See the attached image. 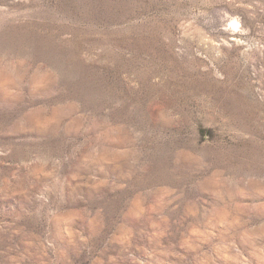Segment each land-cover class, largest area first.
<instances>
[{"label": "rangeland", "instance_id": "obj_1", "mask_svg": "<svg viewBox=\"0 0 264 264\" xmlns=\"http://www.w3.org/2000/svg\"><path fill=\"white\" fill-rule=\"evenodd\" d=\"M0 264H264V0H0Z\"/></svg>", "mask_w": 264, "mask_h": 264}]
</instances>
